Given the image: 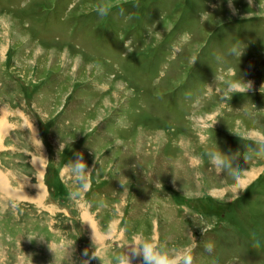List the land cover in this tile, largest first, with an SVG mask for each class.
Listing matches in <instances>:
<instances>
[{
	"label": "rangeland",
	"instance_id": "1",
	"mask_svg": "<svg viewBox=\"0 0 264 264\" xmlns=\"http://www.w3.org/2000/svg\"><path fill=\"white\" fill-rule=\"evenodd\" d=\"M115 3L101 18L96 0H0V170L22 194L0 192V264H53L50 243L57 264H84L95 250L84 222L106 262L155 235L192 245L197 264H264V159H244L245 137L264 131V0ZM235 78L253 86L224 102ZM216 144L249 170L239 198L209 164ZM78 153L92 175L70 200L65 164Z\"/></svg>",
	"mask_w": 264,
	"mask_h": 264
},
{
	"label": "clouds",
	"instance_id": "2",
	"mask_svg": "<svg viewBox=\"0 0 264 264\" xmlns=\"http://www.w3.org/2000/svg\"><path fill=\"white\" fill-rule=\"evenodd\" d=\"M249 3L251 6L252 0H249ZM229 5H232V0H229ZM259 7L260 9H264V3H260ZM115 8H117L115 0H96L94 11L97 16L104 18L111 15ZM120 11L123 13L124 9L120 8ZM207 14L206 12H202V20L205 19ZM125 47L128 48L129 52L134 51L132 41L127 42ZM243 51L239 43H234L229 48L228 54L240 59L243 55ZM228 71L231 75L235 76L234 69L229 68ZM218 79L219 77L216 73V84ZM252 86V81L245 82L243 78L230 79L226 81L222 99L224 102L229 101L234 94L247 93ZM208 87L209 89L213 88L210 85H208ZM261 89H264V87ZM215 124L212 125L213 128ZM245 139L250 141V143L245 145V161L248 162L252 157L264 159V131L259 129L252 130ZM64 148L65 145L61 143L60 152L63 151ZM206 155L212 170L218 175L221 172H226L227 176L232 177L233 183L229 186V191H231L236 198H239V193L247 189L244 183V177L249 171L235 169L233 167V161L236 157L240 156V153L237 152L234 155L226 154L222 152L216 144L215 148L206 151ZM65 168L68 170V174L72 179V185L69 187V199L78 200L82 196L84 190L89 187V179L92 175V170L89 169L82 153H78L75 160H71L65 164ZM160 184L161 183L157 181L156 187L160 186ZM100 206H104L103 201H101ZM84 223L90 224L92 229V246L95 249L90 259L85 260L84 264H90L91 259L97 258L102 264H132L135 258H140V264H197L192 245H169L167 242H161L155 235L133 236L131 241L125 245L129 246L128 251H125L124 246L123 251L113 252L111 258L106 262L105 253L107 251V245L102 243V236L98 234L96 227L90 222ZM110 228L111 222H109L108 230H110ZM203 230L204 233H206L207 229L203 228ZM29 239L31 240L32 238L29 237ZM251 241L252 247L255 249H259L262 245L261 238L255 232L251 233ZM49 248L55 254L53 264H57L56 249L51 243L49 244ZM213 248L214 244L212 242L205 243L206 251L211 252ZM84 255H88V249H85Z\"/></svg>",
	"mask_w": 264,
	"mask_h": 264
},
{
	"label": "crops",
	"instance_id": "3",
	"mask_svg": "<svg viewBox=\"0 0 264 264\" xmlns=\"http://www.w3.org/2000/svg\"><path fill=\"white\" fill-rule=\"evenodd\" d=\"M4 114V113H3ZM3 116V115H2ZM4 119H5V116H4ZM4 124H6V119L3 120V118L0 120V144H2L1 142H3L4 138L6 137L5 133H6V129H4ZM5 132V133H4ZM6 192V195L7 194H14L16 196V194H18L19 196H21L22 194L19 192H16L14 190H12V188L9 187V178L7 176L6 173H4L3 171L1 172L0 170V192ZM19 191V190H18ZM21 191V190H20ZM34 196V199H40V194H38V196L36 195H33Z\"/></svg>",
	"mask_w": 264,
	"mask_h": 264
}]
</instances>
